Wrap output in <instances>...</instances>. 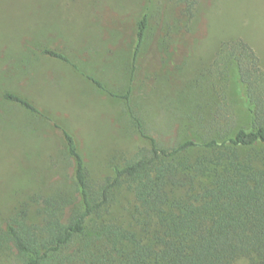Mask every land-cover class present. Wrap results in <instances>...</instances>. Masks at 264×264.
<instances>
[{
	"label": "rangeland",
	"instance_id": "374dc122",
	"mask_svg": "<svg viewBox=\"0 0 264 264\" xmlns=\"http://www.w3.org/2000/svg\"><path fill=\"white\" fill-rule=\"evenodd\" d=\"M179 1L0 0V233L32 194L75 197L61 128L73 134L96 191L116 164L150 144L126 93L146 135L165 146L252 127L237 62H220L217 53L223 42L245 39L264 71V0ZM144 12L148 26L133 65ZM5 91L47 113L21 109ZM133 199L121 185L104 216L128 223ZM1 243L0 264H15L14 247Z\"/></svg>",
	"mask_w": 264,
	"mask_h": 264
},
{
	"label": "trees",
	"instance_id": "16d2710c",
	"mask_svg": "<svg viewBox=\"0 0 264 264\" xmlns=\"http://www.w3.org/2000/svg\"><path fill=\"white\" fill-rule=\"evenodd\" d=\"M147 26L144 12L133 65ZM218 50L220 62H237L252 127L165 146L146 135L126 93L129 112L150 144L116 164L99 191L73 134L61 128L74 165L75 197L35 193L16 208L0 233V246L2 241L16 250L15 264H236L239 259L264 264V71L245 39L225 41ZM44 52L69 61L59 51ZM89 78L103 88L99 79ZM3 98L36 115L47 113L18 93L5 91ZM121 185L134 198L125 224L103 214Z\"/></svg>",
	"mask_w": 264,
	"mask_h": 264
},
{
	"label": "crops",
	"instance_id": "0c3cea01",
	"mask_svg": "<svg viewBox=\"0 0 264 264\" xmlns=\"http://www.w3.org/2000/svg\"><path fill=\"white\" fill-rule=\"evenodd\" d=\"M89 77V76H88ZM51 112V111H50Z\"/></svg>",
	"mask_w": 264,
	"mask_h": 264
}]
</instances>
